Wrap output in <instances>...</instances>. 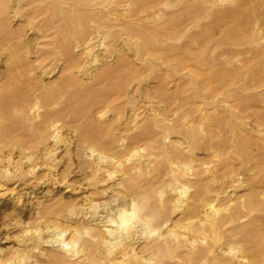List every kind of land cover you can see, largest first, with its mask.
<instances>
[{"label": "rangeland", "instance_id": "rangeland-1", "mask_svg": "<svg viewBox=\"0 0 264 264\" xmlns=\"http://www.w3.org/2000/svg\"><path fill=\"white\" fill-rule=\"evenodd\" d=\"M0 264H264V0H0Z\"/></svg>", "mask_w": 264, "mask_h": 264}]
</instances>
